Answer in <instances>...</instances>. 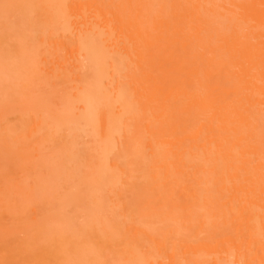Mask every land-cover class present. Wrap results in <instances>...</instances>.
<instances>
[{"label": "rangeland", "instance_id": "obj_1", "mask_svg": "<svg viewBox=\"0 0 264 264\" xmlns=\"http://www.w3.org/2000/svg\"><path fill=\"white\" fill-rule=\"evenodd\" d=\"M216 1L222 3V0H213ZM105 2L111 8L119 5V0ZM206 3L200 0L199 4ZM239 3L240 0H229L226 6L239 12L242 11L237 6ZM209 12L210 16L200 14V19L193 24L181 19L183 31L170 34L168 40H161L163 46L154 43L148 46L143 41H136L132 44L136 46L132 47L126 37L119 36L110 21L106 23L96 15L92 0H0V183L3 184H0V193L3 192L0 194V236L10 234L6 226L9 224L16 227L9 225L11 231H19L13 230L14 235L10 231L13 239L8 236L15 246L8 238L12 249L6 253L7 262L157 264L143 259L146 256L140 249L148 238L143 229L147 235L163 239L170 251L174 242L195 237L198 230H194V226L200 218L195 220L192 215L193 223L189 220L192 226L188 225L187 219L184 220L187 228L184 224L183 228L176 215L177 209L175 212L171 208L176 213L171 211L175 218L168 214L169 206L163 205L170 189L167 184L165 186L162 152L154 146L153 140L149 142L146 127L149 125L155 130L152 139L156 141L164 134L175 142L197 129H201V133L215 132L217 123L211 119L213 107L189 109L183 106V96L176 90L183 85L177 80L179 77L186 87L196 86L192 89L195 93H200L197 79L201 77L206 87L216 88L214 93L217 95L233 90V81L227 76L226 69L233 72L237 68L234 60L223 54V42L213 32L216 29L220 37L231 26L225 21V29L216 9ZM238 24L245 30L251 27L243 20H238ZM105 25H108L107 31L103 30ZM196 31H199L200 41L195 48ZM259 38L264 40L262 35ZM258 44L264 57V45ZM139 53L142 60H138ZM224 62H228L226 66ZM166 75L174 77L167 85L168 90L171 85L172 95L160 101L164 108L156 102L159 108L143 114L137 100L134 101L132 79L138 77L142 89L149 84H165L162 78ZM188 76H192L191 82ZM218 104L219 101L215 107ZM257 107L264 109V102L253 108L256 110ZM102 120H105V130ZM252 123L258 127L253 139L264 135V116L254 117ZM15 152L21 154L17 157ZM183 155V162L196 166L185 164L188 165L185 173H193L204 162L200 161V155L198 158ZM23 167L26 168L23 170ZM19 181L24 187L18 185ZM30 183L34 185L33 191ZM11 186L14 197L10 195ZM196 186L193 183V189L174 193L173 200L182 203L191 195L202 199L203 192L198 193ZM189 190L197 191V196ZM26 194L30 198V201L26 199L28 204L24 201ZM172 198L170 201L174 203ZM198 204L199 210L203 211L204 205L201 206L200 201ZM4 207L8 209L3 211ZM6 211L17 215L13 223L8 221L6 224L7 219L13 218ZM232 214H229L230 218ZM199 217L204 219L201 212ZM4 228L8 231H3ZM209 228L206 226L200 238L211 239L213 230ZM221 229L251 254V264H263L256 255L264 254V238L252 235L245 221L240 229H235V225L221 226ZM2 237L0 240L6 242ZM5 245H2L4 249L9 248ZM130 251L137 257L131 254V258ZM2 252L6 251L0 247V256L4 255Z\"/></svg>", "mask_w": 264, "mask_h": 264}, {"label": "bare ground", "instance_id": "obj_2", "mask_svg": "<svg viewBox=\"0 0 264 264\" xmlns=\"http://www.w3.org/2000/svg\"><path fill=\"white\" fill-rule=\"evenodd\" d=\"M205 1L207 2L205 5H200V0H119V5L111 8L109 3L105 2V0H92V2L95 4L96 15L105 20L106 23L110 21L113 24V27L118 30L119 36L126 37L129 40V46L132 47L136 46L132 45L136 41H143L148 46H152L153 43L163 46L160 42L161 40H168L170 34L174 35V33L176 32L183 31L184 28L182 25H180L181 23L186 22L188 24H193L196 20L200 19V14L201 16H210L211 13L209 11L213 10L215 12V9L217 10V13H219L218 16H220L224 21L223 24L225 23V21H228L229 23L227 24L231 26V28H229L225 25V23V29L227 27L228 32L221 35L220 37L218 36L217 30L213 29V32L215 33L217 39L223 42V44L221 45L223 54L230 56L234 60V64L237 68V70H234L233 72H230L229 69H226L227 76H230L233 81V90H231L232 92L230 91L231 93H228V91H226L221 95L215 94L214 90H216V88H211L210 85L206 87L202 80V77L200 79H197L198 85L200 86V93H195L192 89L196 86L192 85L190 88H188L185 86L186 83L181 77L177 78L179 83L183 84V88H181V86L176 89L178 90L177 92L183 96V106L189 107V109L193 110L198 107H213L214 112L211 116V119L212 122L217 123L215 132L201 133V129H197L192 134H186L181 138H177L175 142L169 140L167 138L169 136H167V134H164L160 135V140L156 141L157 139H152L155 137V130L149 125H147L146 127L148 128L147 132L149 133V137L148 135L147 137L149 138V142L152 143L153 140L155 142L154 146L158 149H161L160 152H162L161 154L163 158V164L161 167L164 170V177L166 182L165 186L167 184V189H170V195L165 196L169 198V201L168 198H165L163 202V205L165 203L167 207H170L167 208L169 212L168 214L172 215L173 213H171V211L177 209V212L175 210L177 214L174 211L172 212L177 215V218H179L178 221L182 224L183 228V224H186L185 222L187 219V222L189 220H192V215L195 220L196 218H200L197 225L194 224V230H198L195 234V237L188 241L180 240L181 242H174L173 246L171 247V251L166 247V243L163 241V239L161 240L157 237L151 235L149 236L147 235L148 233L146 230H142L148 237L147 239H145L146 242L143 244L144 246L142 244L139 245V247L142 245L143 249L140 247V250H143L144 255L147 257L143 259H149L148 262H156L157 264H251V260L253 259V257H251V254L248 251L243 250L242 244L238 243L232 235L225 231H222L221 226L226 227L227 225H235V229H240V225L243 221H245L252 235H258L264 238V135L259 136L257 139H253L255 138L254 135L258 127L253 125L252 123V119L254 117H258L259 115L264 116L263 108L260 109V107H257L256 110L255 108H253L259 105L261 101L264 102V57H262L263 54L258 48V43L264 45V40L259 38L261 37V35L264 36V0H240V3L237 6L240 9L242 8V11L239 12H236L235 8H228L226 6V2H228L229 0H222V3L217 1L213 2V0ZM81 4L82 3H80L79 6H81ZM236 4L237 3H235V5ZM109 15L111 16L110 19ZM228 18H231L233 20H229ZM181 19L185 20L181 22ZM64 20L66 21L67 19L64 18ZM64 20L60 21L63 23ZM238 20H243L245 21V23H250L251 27L249 28V30H245L243 26H240L238 24ZM107 28L108 25H105L103 30L107 31ZM199 28L200 27L198 26L197 29L199 30ZM251 37L256 40L259 39L262 41L255 42L251 39ZM199 41V31H196L193 37L195 48L199 46ZM237 45L239 46V48H236ZM211 51L213 52V48H211ZM138 57V60H142V55L140 53L138 54ZM213 59V57L210 59V65H212ZM138 60L136 62H138ZM165 60H168V58L165 57ZM228 62H224V66H226ZM203 74L204 72H202V75ZM172 80H174V77H168L166 75L162 78V81H165V84H149L146 85V87L142 86L141 89V87H139L138 85L141 80L138 77L134 79V81L132 79V84H135L133 86L131 85L133 94H135L136 96L134 97V101L137 100V103L139 104L138 108L143 111V114L152 113L153 109L159 108L156 106V102L160 107L164 108L160 101L167 100L172 95L171 85L170 90L167 89V85H169L170 81ZM188 80L191 82L192 76H188ZM174 83H176V80ZM10 86L11 85H9V87ZM7 91L9 92V90ZM11 92H13V90H11ZM217 101H219V104L215 107ZM101 124L103 126V130H105V120H102ZM138 136L139 135L137 134V137ZM136 141H138V139ZM139 150L140 149H138V152ZM183 153L187 154L188 157L190 155H192V157H197L198 155H200V161L204 162L202 165H200L195 161L194 163H197V165L200 166L195 168L193 173H190L188 171L187 173H185L184 171L187 170L186 166H196L195 164L190 165L183 162L182 157H185ZM18 154L21 153L15 152L14 156H17ZM185 164L188 165L185 166ZM25 168L23 167V170ZM183 168L185 169L183 170ZM196 172H200L201 174H197ZM184 174L189 175H186L187 178H185L186 176L184 177ZM190 181L197 184L196 187L198 189V193L203 192V198L201 199L200 196H197V191L192 192L189 190L193 194H196L197 199L192 198L193 195L189 193L191 197H186V199L183 201L184 203L176 201L177 199L173 200L172 197H174V193H178L183 189H193L191 187V184L193 183H191ZM21 183L23 182H20V184L18 185H22ZM33 184L30 183V187L32 189L29 188L32 191L35 185ZM21 188L22 187H20V189ZM12 189L13 188L11 186V192L13 191ZM25 192L27 193V191ZM0 194H3V192ZM7 195L5 196L6 200ZM10 195L14 197L13 192ZM15 196L17 197V195ZM28 196L24 199L25 202L28 201L26 199H29L30 201V198H28ZM31 198L33 197L31 196ZM171 198L173 201H175L174 203H171ZM199 201L201 206L204 205L206 211L204 210L203 206V211L199 210L201 208L198 204ZM9 202L8 205H10ZM19 202L21 201L19 200ZM196 202L198 205H196ZM22 203L24 202H21V204ZM21 204L17 205L20 206ZM26 204H28V202H26ZM192 207L196 208L197 211L195 212ZM6 208L4 207L3 211ZM164 208L166 209V207ZM14 211L16 212L17 210L14 209ZM7 212L9 211H6L5 213ZM200 212L203 215L204 219L208 220L205 221L202 217H199ZM202 212L205 214V216ZM230 213H233L231 218L229 216ZM8 214L10 216L12 214L13 218L12 220H8L6 218V224H8V221L10 223H13V219L15 218L16 214L13 215L12 212H9ZM197 214H199V216ZM207 215H209L210 218ZM3 221L5 220H2V222ZM156 221L154 219V222ZM190 222L191 221H189L188 225L192 226L193 220L191 224ZM205 224H209L211 226ZM9 225L11 226V224ZM9 225H6L8 228L5 226L7 229H9V231L7 230L10 233L8 236L11 235V232L13 230L15 231V229L11 231ZM186 225L185 228H187ZM164 226L165 225H163V227ZM196 226L199 227L197 228ZM206 226L210 227L213 230V235L209 240L200 238V234L203 231H206ZM11 227H14V224H12ZM3 231H6L5 228ZM12 234L14 235L13 232ZM3 235H5L6 237H2ZM3 235L0 236V238H5L3 240H6L9 248L6 247L7 245H5V241L4 243L0 240L2 242H0L1 249L4 250V252L6 251L5 253H1L2 255H4L0 256V264L4 263L7 260L6 257L8 255L6 253L9 254L12 249L10 241H12V244L14 245V241L11 240L13 239V237L10 236V239L7 234ZM28 237L30 236L28 235ZM8 238L10 239V241ZM131 243L133 244V242ZM2 245H5L6 249L8 250L4 249V246ZM124 251L126 250L124 249ZM133 252L134 251L129 252L130 256L131 254L132 256H135V252ZM124 256L126 257V254ZM230 256H233L234 258L231 259ZM135 257H137V255ZM180 257H183V261H181L182 259ZM256 257H258L264 264V254H257ZM2 259L6 260L2 261ZM7 263L10 264L9 262Z\"/></svg>", "mask_w": 264, "mask_h": 264}]
</instances>
